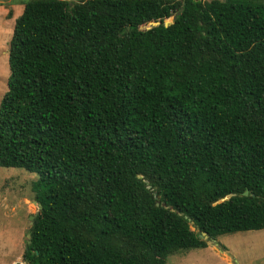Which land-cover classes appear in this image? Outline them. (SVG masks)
<instances>
[{
  "label": "trees",
  "instance_id": "obj_1",
  "mask_svg": "<svg viewBox=\"0 0 264 264\" xmlns=\"http://www.w3.org/2000/svg\"><path fill=\"white\" fill-rule=\"evenodd\" d=\"M7 63L0 166L41 205L24 264H166L264 228V0H27Z\"/></svg>",
  "mask_w": 264,
  "mask_h": 264
},
{
  "label": "rangeland",
  "instance_id": "obj_2",
  "mask_svg": "<svg viewBox=\"0 0 264 264\" xmlns=\"http://www.w3.org/2000/svg\"><path fill=\"white\" fill-rule=\"evenodd\" d=\"M25 1L0 0V99L7 89L9 40ZM173 17L166 19L173 21ZM36 177L23 168L0 166V264H24L30 217L38 210L31 189ZM166 264H264V228L218 235L208 239L204 248L168 255Z\"/></svg>",
  "mask_w": 264,
  "mask_h": 264
},
{
  "label": "water",
  "instance_id": "obj_3",
  "mask_svg": "<svg viewBox=\"0 0 264 264\" xmlns=\"http://www.w3.org/2000/svg\"><path fill=\"white\" fill-rule=\"evenodd\" d=\"M174 18H175V17H173V19H174ZM167 19H168V18H167ZM167 19H164L163 21H161V20L150 21L148 24L144 25V27H150V25L155 26V25H159V24H163L164 26H168V25L171 24L173 21H169V20H167ZM243 194H244V195H247V194H248V191L245 190V191L243 192ZM224 199H225V198H224ZM33 202H34V203H37V205H38V209H40V207H41L40 203L36 202L35 200H33ZM37 212H38V210L36 211V213H37ZM36 213H35V214H36ZM35 214H34V215H35ZM34 215H31L30 218H33ZM31 224H32V222H31ZM202 234H204L205 237L207 238V235H206L205 232H203ZM26 235H27V238H29L30 234L27 233ZM29 242H30V240L27 239V243H29ZM25 248H27V246H25ZM13 264H21V262H20V261H16V262L13 263Z\"/></svg>",
  "mask_w": 264,
  "mask_h": 264
},
{
  "label": "crops",
  "instance_id": "obj_4",
  "mask_svg": "<svg viewBox=\"0 0 264 264\" xmlns=\"http://www.w3.org/2000/svg\"><path fill=\"white\" fill-rule=\"evenodd\" d=\"M204 248V247H203Z\"/></svg>",
  "mask_w": 264,
  "mask_h": 264
}]
</instances>
